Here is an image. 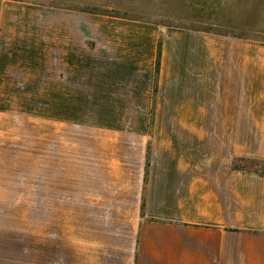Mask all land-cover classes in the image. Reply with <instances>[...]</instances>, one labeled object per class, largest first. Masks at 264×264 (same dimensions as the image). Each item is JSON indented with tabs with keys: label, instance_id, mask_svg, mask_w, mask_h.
Instances as JSON below:
<instances>
[{
	"label": "crops",
	"instance_id": "0c3cea01",
	"mask_svg": "<svg viewBox=\"0 0 264 264\" xmlns=\"http://www.w3.org/2000/svg\"><path fill=\"white\" fill-rule=\"evenodd\" d=\"M46 1L0 0V114L34 87L57 104L41 119L39 233L25 230L24 264H264V173L233 166L264 161V43L223 38L209 62L198 33L167 29L159 47L158 29L118 18L90 34ZM81 63L91 88L104 81V117L119 121L99 129L120 135L119 152L65 176L58 104L80 100Z\"/></svg>",
	"mask_w": 264,
	"mask_h": 264
},
{
	"label": "rangeland",
	"instance_id": "374dc122",
	"mask_svg": "<svg viewBox=\"0 0 264 264\" xmlns=\"http://www.w3.org/2000/svg\"><path fill=\"white\" fill-rule=\"evenodd\" d=\"M44 5L52 13L63 10L79 16L81 24L85 22L83 30L90 34L101 31L106 20L118 18L134 21L144 28H156L160 34L159 47L167 29L198 33L204 38L199 41L206 42L209 62L216 61L215 48L223 38L232 42L236 37H243L264 43V0H47ZM83 45L93 53L100 46L94 39L84 43L81 40ZM158 50L160 53V48ZM83 64L80 100L58 104L62 106L63 121H69V124L59 125L63 135L58 137L64 147L65 176L78 169L75 164L86 168L91 157L97 159L106 153L111 157L113 151L119 152L113 143H119L120 135L99 129L107 121H116L104 117L105 113L113 114L109 108L105 111L104 81L96 77V85L91 88L89 85L94 79L88 77L86 63ZM89 90L91 95H88ZM31 94L30 102L11 105L10 114H0V128L5 129H0V264H24L25 243H29L30 238L28 234L26 240L25 230L33 231L32 237L39 233L41 144L45 143L42 134L45 122L41 119L46 115L48 119L54 116L57 104L41 103L38 87H34ZM154 121L150 120L151 126ZM129 122L126 125L135 126L138 120L133 118ZM73 155L78 159L75 163ZM241 166L264 171V165L245 162ZM70 211V196L65 191L62 221L69 237Z\"/></svg>",
	"mask_w": 264,
	"mask_h": 264
},
{
	"label": "trees",
	"instance_id": "16d2710c",
	"mask_svg": "<svg viewBox=\"0 0 264 264\" xmlns=\"http://www.w3.org/2000/svg\"><path fill=\"white\" fill-rule=\"evenodd\" d=\"M159 55H160V53H159V50H158L157 51V56H156V70H157L158 64H159ZM245 162L252 163V164H255V165H264V161L249 160V159L242 158V159H238L237 161H235L233 163V166L237 167L239 165L240 167H242L241 164H243ZM258 171H261V172L264 173V171H262V170H258Z\"/></svg>",
	"mask_w": 264,
	"mask_h": 264
}]
</instances>
